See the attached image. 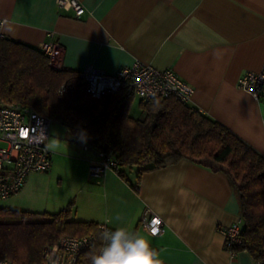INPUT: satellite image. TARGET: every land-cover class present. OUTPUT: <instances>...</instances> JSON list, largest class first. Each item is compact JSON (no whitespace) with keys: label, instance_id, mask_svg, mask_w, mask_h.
<instances>
[{"label":"crops","instance_id":"crops-1","mask_svg":"<svg viewBox=\"0 0 264 264\" xmlns=\"http://www.w3.org/2000/svg\"><path fill=\"white\" fill-rule=\"evenodd\" d=\"M56 1L0 0V24L11 28L0 35L39 49L56 43L54 69L81 73L92 66L114 74L135 62L171 69L194 89L190 108L264 156V96L256 101L238 88L245 74L264 72V0H81L80 18L59 12ZM132 106L129 114L139 118ZM50 159L46 177L66 178L68 191L34 209L29 176L16 196L22 212L57 214L72 204L71 220L137 232L162 264H255L249 253L224 247L222 230L240 215L222 172L182 160L142 174L136 192V169H123L126 180L112 170L91 176V150L51 152ZM148 212L163 222L157 236L142 225Z\"/></svg>","mask_w":264,"mask_h":264},{"label":"trees","instance_id":"trees-1","mask_svg":"<svg viewBox=\"0 0 264 264\" xmlns=\"http://www.w3.org/2000/svg\"><path fill=\"white\" fill-rule=\"evenodd\" d=\"M0 100L30 106L63 125L93 153L116 162L124 180V168L136 169V192L142 174L182 160L222 172L239 202L241 242L232 250L255 259L264 251V156L218 122L173 98L139 100L141 116L133 118L134 95L127 88L94 100L80 73L54 69L39 48L5 37H0ZM72 212V204L57 214L0 208V259L41 264L43 248L61 237L97 235V224L73 221ZM91 254H98L97 245L78 264H91Z\"/></svg>","mask_w":264,"mask_h":264},{"label":"built area","instance_id":"built-area-1","mask_svg":"<svg viewBox=\"0 0 264 264\" xmlns=\"http://www.w3.org/2000/svg\"><path fill=\"white\" fill-rule=\"evenodd\" d=\"M56 6L59 12H72L75 18L86 14L81 0H57ZM57 46L56 43L47 42L40 50L52 57ZM80 76L87 94L94 100L127 88L143 102L173 98L182 105H188L194 93L193 87L173 70H157L139 62L123 67L114 74L88 66ZM238 88L260 101L264 96V72L245 74L239 80ZM52 123L50 118L37 113L30 106L0 100L1 201L19 194L30 174L49 171L51 152L48 141ZM83 150L88 151L89 148L83 146ZM96 159L95 164L90 167V175L93 177L101 178L107 170L117 172L119 169L116 162L104 158L103 154H96ZM142 225L150 236L159 235L163 229L162 220L151 212L143 217ZM104 228L112 230L105 224H99L97 235L63 236L55 243L45 246L41 264H78L80 255L95 245L98 246L99 254L103 247L100 233ZM222 233L226 251L235 254L232 248L241 242V221L231 224ZM0 264L20 263L0 259ZM255 264H264V251L255 259Z\"/></svg>","mask_w":264,"mask_h":264},{"label":"rangeland","instance_id":"rangeland-1","mask_svg":"<svg viewBox=\"0 0 264 264\" xmlns=\"http://www.w3.org/2000/svg\"><path fill=\"white\" fill-rule=\"evenodd\" d=\"M137 104L138 99L134 97L131 113L135 117L137 116ZM48 146L49 150L52 152V155L58 153L69 156V151L72 153L74 152V149H76L77 151H83L82 143L76 138H73L69 134L68 129L66 127L56 122H53L51 124ZM64 168H67V165H65ZM46 175L45 173L30 174L29 178L30 180H32V194H30L31 196L28 198L30 202L27 203H30V206L35 207L34 209L38 207V202L41 203L42 201L43 205L46 206L47 201H52L56 197L58 198L60 196H63L69 189V181L66 178H62V180H59L54 177H46ZM16 196L8 200H0V208L22 211V209L20 208L22 206L19 205L22 204L21 201L23 199H19L21 197L17 198ZM28 204L23 205L25 206ZM47 206L50 207V205ZM32 207L31 209H33Z\"/></svg>","mask_w":264,"mask_h":264},{"label":"clouds","instance_id":"clouds-1","mask_svg":"<svg viewBox=\"0 0 264 264\" xmlns=\"http://www.w3.org/2000/svg\"><path fill=\"white\" fill-rule=\"evenodd\" d=\"M7 21L0 24V31L11 34ZM86 142L87 136L81 133ZM103 247L99 254H91V264H162L159 253L137 232L118 227L114 231L104 228L100 233Z\"/></svg>","mask_w":264,"mask_h":264}]
</instances>
